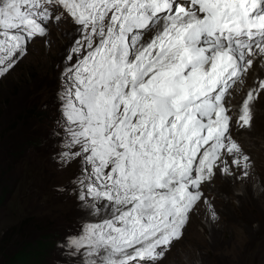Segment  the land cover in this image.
I'll return each mask as SVG.
<instances>
[{
  "label": "snow or ice",
  "instance_id": "6c2138e0",
  "mask_svg": "<svg viewBox=\"0 0 264 264\" xmlns=\"http://www.w3.org/2000/svg\"><path fill=\"white\" fill-rule=\"evenodd\" d=\"M68 20L50 136L82 216L58 247L67 264H161L194 211L217 219V176H250L238 137L264 79L233 89L264 69V0H0V78Z\"/></svg>",
  "mask_w": 264,
  "mask_h": 264
},
{
  "label": "rangeland",
  "instance_id": "374dc122",
  "mask_svg": "<svg viewBox=\"0 0 264 264\" xmlns=\"http://www.w3.org/2000/svg\"><path fill=\"white\" fill-rule=\"evenodd\" d=\"M74 27L71 20L51 26L50 35L47 37L50 44H46L42 39L35 40L29 45L28 55L18 66L0 78L1 123L21 111L22 102L29 90L33 96L39 94L42 103L57 105V91L61 85L60 73L64 56L74 35ZM64 33L69 35L65 36ZM18 127L15 125L14 131ZM26 180V176H23L22 186L15 188L11 195L9 206L0 217V230L2 226L14 224L18 219L16 214H22L24 210L30 211L35 205L43 204V201H34V198L41 200L42 197ZM263 184L261 181L263 195L259 202L234 200L231 204H226L225 209L217 208V219H211L212 230H209L210 227L203 221L193 232L187 229L188 223L184 233L195 239L191 241L182 237L175 241L161 264H264ZM242 193L239 190L233 192L234 197H241ZM74 208L75 221H78L80 226L82 213L79 204ZM261 224L260 232L258 227ZM58 259L61 264H67L62 251Z\"/></svg>",
  "mask_w": 264,
  "mask_h": 264
},
{
  "label": "trees",
  "instance_id": "16d2710c",
  "mask_svg": "<svg viewBox=\"0 0 264 264\" xmlns=\"http://www.w3.org/2000/svg\"><path fill=\"white\" fill-rule=\"evenodd\" d=\"M58 115L56 104L42 103L39 94L33 96L29 90L21 111L0 122V217L15 188L22 186L23 176L42 197L34 201H43L16 214L14 224L2 226L0 264H61L58 244L79 228L73 212L79 203L69 185L77 165L62 168L54 159L50 132Z\"/></svg>",
  "mask_w": 264,
  "mask_h": 264
},
{
  "label": "bare ground",
  "instance_id": "6f19581e",
  "mask_svg": "<svg viewBox=\"0 0 264 264\" xmlns=\"http://www.w3.org/2000/svg\"><path fill=\"white\" fill-rule=\"evenodd\" d=\"M254 71H256V73L254 74L252 72L247 76L244 84H237L234 87L233 96L235 100H239L254 82L258 83L259 79H264V69L258 68ZM238 139L242 143L245 152L251 156L253 167L250 169V176L248 179L234 181L231 177L222 178L217 176L213 182L212 191L209 193L213 198L215 211L219 207L225 209L226 204H231L234 200L238 202H243L244 200L259 202L262 198L263 189L261 181L264 183V100H261L255 105L252 128L250 130H244ZM234 190L243 192L242 196L234 197ZM210 212V209L202 205L200 209L192 213L187 229L194 232L196 226L204 221L208 227H210L209 230H212ZM261 228L262 224L259 225L258 229L260 230ZM261 235H263V233ZM183 237L189 238L191 241L195 239L191 238L190 235L188 237L185 233Z\"/></svg>",
  "mask_w": 264,
  "mask_h": 264
}]
</instances>
